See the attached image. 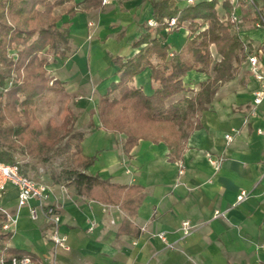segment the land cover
I'll list each match as a JSON object with an SVG mask.
<instances>
[{
  "label": "crops",
  "instance_id": "crops-1",
  "mask_svg": "<svg viewBox=\"0 0 264 264\" xmlns=\"http://www.w3.org/2000/svg\"><path fill=\"white\" fill-rule=\"evenodd\" d=\"M178 3L187 5L185 0ZM259 5L264 12V0ZM152 11L151 0H111L100 9L77 12L71 21L63 19L72 23L73 53L56 59L52 70L76 96V126L88 131L83 154L95 162L87 173L141 187L144 197L131 217L118 205L80 196L74 186L41 180L50 189L44 205L59 208L66 250L49 239L42 212L34 221L28 207H18L17 188L9 185L3 206L17 220L7 247L34 257L32 264H264V103L254 106L260 83L245 63L233 80L221 85L200 118L201 127L182 142L179 153H172L166 141L141 139L127 154L125 135L100 123V97L119 80L113 58L138 53L132 42L145 31ZM244 18L246 39L264 47V31L255 28L253 12L244 10ZM188 37L182 29L169 35L167 43L179 51ZM150 79L147 69L135 80L147 95L153 94ZM208 79L192 72L184 82L194 95ZM176 155L178 160H172ZM210 157L220 161L218 167ZM241 192L248 198L237 204ZM31 204L39 207L37 201ZM126 220L139 229L138 236L122 231ZM185 224L193 227L189 233L183 231Z\"/></svg>",
  "mask_w": 264,
  "mask_h": 264
},
{
  "label": "trees",
  "instance_id": "trees-1",
  "mask_svg": "<svg viewBox=\"0 0 264 264\" xmlns=\"http://www.w3.org/2000/svg\"><path fill=\"white\" fill-rule=\"evenodd\" d=\"M151 4L152 19L157 26L145 25V31L132 42L137 54L130 58H113L119 80L100 97L97 109L103 128L125 135L124 151L127 154L141 139L166 141L172 153H179L182 142L201 127L200 118L221 85L236 77L247 58L243 42L231 23L219 17L217 1L200 0L183 7L179 6L178 0H151ZM101 6L102 0H85L82 3H77V0H0V89H7L8 97L16 98L13 104L24 110L27 120L24 130L32 125L29 109L46 106L48 99L54 98L51 96L64 93L63 83L59 80H53V86L49 84L52 80L46 68L51 56L54 60L65 59L72 52L70 21L79 11ZM224 7L228 14L232 13L233 8L228 1ZM65 16L70 21L64 22ZM172 18H177L174 26H170ZM182 29L189 32V37L179 51H174L167 43V37ZM147 69L151 70L152 95H147L135 84L136 78ZM192 72L207 75L209 79L189 97L186 93L191 90L186 87L184 79ZM8 79L14 81L10 87ZM69 122L65 120L64 127ZM93 126L91 121L89 127ZM9 131L19 134V128ZM36 132L35 141L41 145L28 148L33 156L45 153L47 149L43 142H38L44 135L43 131ZM87 134L88 131L76 132L70 137L63 154H73L75 165L62 171L54 183L74 186L80 196L118 205L133 217L144 197L142 188L112 184L88 174L87 170L95 158L83 154L82 143ZM3 136L0 133V138ZM61 137L47 135V139L55 142ZM178 157L173 156L172 160ZM0 162L16 163L12 155L1 151ZM21 168L27 174V167L21 165ZM122 231L135 237L140 233L127 220ZM11 238L10 234L0 233L4 264H12L14 257H30L33 263L35 259L31 255L7 247Z\"/></svg>",
  "mask_w": 264,
  "mask_h": 264
},
{
  "label": "rangeland",
  "instance_id": "rangeland-1",
  "mask_svg": "<svg viewBox=\"0 0 264 264\" xmlns=\"http://www.w3.org/2000/svg\"><path fill=\"white\" fill-rule=\"evenodd\" d=\"M103 5L104 4L102 0V6ZM218 14L222 21L229 23V21L225 19L222 12H218ZM203 28H205V26ZM211 50L216 57L215 47L212 46ZM72 53L73 48L68 57ZM49 59L50 64L46 69L49 77L52 80L49 84L53 86V80H58L53 74V63L59 58L54 60V58L51 56ZM13 82L14 81L12 79H8V86L10 87ZM1 93L3 94L2 97H0V133L4 134L5 136L0 138V151L9 153L16 162H19L21 165H23V167H27L25 168L26 173L34 179L38 181L45 180L48 183H54L55 180L59 179L62 171L70 169L75 165V156L73 154H63L65 146L70 140V137H72V135L76 132L86 131L80 130L78 126H76L78 113L75 105L76 96L68 91L64 86V93L51 96L54 98H49V103L46 106L41 107L43 109L37 108V106L29 109L28 116H30L32 119V125H29V127L24 130V126L27 125L24 110H22L20 105L13 104V102L16 101V98L8 97L7 89H0V94ZM186 94L189 97L193 96L191 92H187ZM19 99L24 100L23 96H19ZM65 120L70 121L66 127H64ZM15 128H19L20 135L9 131L10 129ZM37 130L39 132L40 130L43 131L44 135L42 138L38 139V142H43L45 148L47 149H45V153H41L38 156H33L29 153L28 148L41 145L35 141V139H37L35 136ZM47 135L51 137H53V135L55 137H64H61L59 141L55 142V140L47 139ZM72 151H74V149Z\"/></svg>",
  "mask_w": 264,
  "mask_h": 264
},
{
  "label": "built area",
  "instance_id": "built-area-1",
  "mask_svg": "<svg viewBox=\"0 0 264 264\" xmlns=\"http://www.w3.org/2000/svg\"><path fill=\"white\" fill-rule=\"evenodd\" d=\"M111 0H103V4H109ZM186 4H194L200 0H185ZM207 2L217 1V11L222 12L225 19L228 20L238 37L242 40L247 54L246 66L252 77H254L260 83V88L254 93V106L257 107L264 103V63L262 58L264 57V47H254L250 44V41L246 39L243 32V25L245 24L244 10L249 9L254 14V26L256 29L264 31V12L259 5V0H204ZM228 1L233 11L228 14L225 11L224 3ZM177 22V18L170 20V26H174ZM150 27H156L157 23L150 19L148 21ZM260 134L264 137V130L260 131ZM228 142H231L234 138L231 134L226 135ZM210 161L217 167L220 161L210 157ZM264 165V162H263ZM9 185H13L18 191V207H28L30 217L32 220L37 221L40 218L42 212L49 226V239L55 246L68 250V236L61 232V215L59 208L52 205H44L43 201L48 199L50 189L42 181H38L28 174L22 171L21 164L16 162L15 164H9L6 162H0V233L10 234L11 237L15 232L16 217L11 215L8 210L3 206V197L7 191ZM248 198L246 192H241L237 197V204L245 201ZM32 201H37L39 207L33 206ZM216 216H220L217 212ZM193 229L189 224H185L183 231L189 233ZM162 240H165L163 234L158 235ZM4 257H0V264H4ZM12 264H32L30 257L12 259Z\"/></svg>",
  "mask_w": 264,
  "mask_h": 264
}]
</instances>
